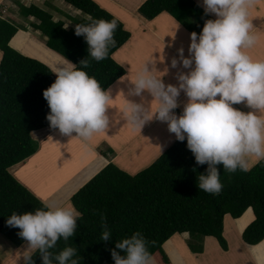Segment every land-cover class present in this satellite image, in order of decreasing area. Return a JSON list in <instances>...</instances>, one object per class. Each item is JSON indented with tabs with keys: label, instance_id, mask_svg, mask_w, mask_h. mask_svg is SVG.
I'll return each mask as SVG.
<instances>
[{
	"label": "trees",
	"instance_id": "1",
	"mask_svg": "<svg viewBox=\"0 0 264 264\" xmlns=\"http://www.w3.org/2000/svg\"><path fill=\"white\" fill-rule=\"evenodd\" d=\"M64 1L83 14L82 19L68 15L75 25L97 19L117 22L115 44L105 59H91L84 37L77 36L75 28L66 29L63 21L55 22L53 15L39 6L20 4L21 15L35 18L38 23H32V27L46 38L45 46L33 41L37 49L25 47L20 52L12 47V40L23 26L0 18V234L17 247L27 241L18 235V228L7 225L8 217L13 212L20 214L45 206L10 173L12 167L38 151L32 133L50 127L46 119L50 109L43 91L56 75L45 63V56L55 54L77 66L87 58L89 66L84 70L105 89L126 75L125 68L114 60V54L131 39L124 24L93 0ZM139 13L150 21L169 13L197 34L189 17H196L202 25L212 19L193 0H148ZM186 145V140L175 142L153 165L134 176L110 163L71 199V205L81 213L75 235L67 241L61 238L52 251L58 253L73 246L78 249L79 264H114L111 250L115 242L139 231L148 242L151 257L158 264H172L164 246L172 250L169 241L186 232L194 254L204 252L201 238H214L228 251L224 223L231 216L240 236L244 232L242 239L252 253L251 246L264 240V160L247 172L228 173L218 166L223 189L213 195L198 188V175L207 165H197ZM250 209L256 217L254 222ZM104 222L111 230L109 241L101 240ZM257 254L264 256V247L257 249ZM33 259L41 264L39 254L34 253Z\"/></svg>",
	"mask_w": 264,
	"mask_h": 264
},
{
	"label": "clouds",
	"instance_id": "2",
	"mask_svg": "<svg viewBox=\"0 0 264 264\" xmlns=\"http://www.w3.org/2000/svg\"><path fill=\"white\" fill-rule=\"evenodd\" d=\"M199 2L205 16L214 15L215 19H206L199 34L191 33L187 57L180 50V63L188 71L177 75V84H165L157 70L145 65L136 74L130 94L147 92L156 102L155 111L150 104L128 101L126 119L134 129L152 119L166 122L177 141H187L196 164L207 165L198 175V188L218 195L223 189L218 166L228 173L247 172L253 159L264 160V60H253L244 51L257 41L248 19L254 0ZM116 28L115 20L97 19L76 25L75 34L84 37L88 56L99 62L115 44ZM88 66L87 58L79 66L67 61L57 67L55 81L43 91L50 127L63 135L75 133V138L85 143L108 129V105L113 99L111 90L102 88L84 70ZM176 66L174 59L172 67ZM181 93L187 100L177 114ZM241 103L250 110L233 106ZM80 216L73 206L45 204L34 211L13 212L6 223L18 228V235L27 241L25 264H35L33 253L39 254L41 264H79L76 247L66 246L58 253L52 250L61 238L67 241L75 235ZM102 226L101 240H111L106 222ZM147 243L139 231L116 241L111 250L114 264H152ZM261 247L264 240L251 246L256 264H264V256L257 254Z\"/></svg>",
	"mask_w": 264,
	"mask_h": 264
},
{
	"label": "crops",
	"instance_id": "3",
	"mask_svg": "<svg viewBox=\"0 0 264 264\" xmlns=\"http://www.w3.org/2000/svg\"><path fill=\"white\" fill-rule=\"evenodd\" d=\"M6 1L9 3L10 0H0V4L7 3ZM93 1L125 24L131 33L128 43L114 54V60L125 68L126 75L110 88L113 99L108 105L110 118L108 129L94 135L90 141L82 142L75 138V133L71 136L63 135L58 129L45 139L47 132L53 130L51 127L32 133V138L39 144L38 151L25 162L12 167L10 173L44 204L68 206L73 196L110 163H115L123 171L134 176L153 165L177 141L174 134L168 131L167 123L156 119L147 121L141 129H134L127 122L126 108L130 101L145 106L150 104L151 110L155 111L156 102L152 101L147 92L141 96L130 94L136 74L146 65L149 70L153 68L157 70L156 74L162 76L165 84H177V75L181 71H188L183 69L180 63V50L183 49L184 57L189 55L191 34L169 13H164L151 21L141 16L139 10L148 0ZM193 1L200 6L199 0ZM248 11V19L252 21L257 41L244 51L253 60H264V0H254ZM209 16L215 19L214 15ZM189 21L200 33L202 23L194 16H190ZM22 32L24 31L20 30V33ZM19 34L15 37L17 38ZM174 59L177 61L176 67H172ZM186 100L185 95L181 93L178 97L181 106L175 110L177 114L182 111ZM233 106L245 112L250 110L243 103ZM57 160L62 164L58 165ZM250 210L254 222L256 217L253 210ZM209 239L214 240L208 238L205 253L200 256L188 254L189 244L187 246L184 240L190 242L189 234H183L176 240L171 239L169 242L174 247L170 250L173 253L170 258L172 264H210L213 258L209 253L213 246L209 247ZM173 241L178 245H174ZM242 242L247 246L243 239ZM26 244L27 242L19 248ZM164 248L170 253L166 245ZM252 258L251 262L256 264L253 256ZM213 261L219 262L216 259ZM152 264L158 263L152 258Z\"/></svg>",
	"mask_w": 264,
	"mask_h": 264
},
{
	"label": "rangeland",
	"instance_id": "4",
	"mask_svg": "<svg viewBox=\"0 0 264 264\" xmlns=\"http://www.w3.org/2000/svg\"><path fill=\"white\" fill-rule=\"evenodd\" d=\"M20 4H23L26 7H30L32 5L41 7L42 9L50 12L53 15L55 22L63 21L66 29H74L76 26L71 20L68 19V15L76 19L83 18L82 13H79L75 9L68 6V4L64 0H10L9 3L8 2L7 3L4 2V4L1 3L0 4L1 6L0 7V18L11 21L12 23H16L20 27L23 26L21 31H24V32L22 33L19 32L20 34L16 38V40L11 42L12 47L19 50L20 52H21V49L25 47L37 49L36 46L33 45L34 44L33 41L40 42L41 44H44L43 46H45V42H46V38L43 36V34L39 31H36L32 27V23H38L37 20L35 18H25L21 15L22 6L20 7ZM176 21L180 23L178 20ZM124 27L127 30L125 24H124ZM185 29L188 31V33L190 34L192 33L191 30H189L188 28H185ZM16 43L19 44L20 47ZM33 52L37 53L36 51H33ZM2 57H3L2 53L0 52V62H1ZM44 59H45V63L48 64L53 69L54 73L58 66H65L67 64V62L64 59H62L59 56H56L55 54H51V53H48ZM55 131L56 129H53L47 132L48 134L45 136V139L50 136L51 132H55ZM41 140H44V138L43 139L41 138ZM37 161L35 162V164L37 163ZM260 161L253 159L249 169L257 165ZM56 163L58 165L62 164L60 160H57ZM69 204L68 206H72L71 203ZM224 236L228 242V246H229L228 251H225L218 242L213 243L215 239L213 241L209 239V242H210L209 247L213 246L211 253H209V255L211 254V257L213 258L210 264H251L252 263L251 261H253V258H252L253 255L246 248V245H243L242 238L240 237V233L234 223V220L231 217H227L225 219ZM177 237L179 238L181 237V235H175L172 239L176 240ZM201 240H202V245L204 246V250H205V246L207 244L208 238H201ZM184 242H186L188 246L189 242L185 240ZM173 243H175V241H173ZM194 243L199 244V241H194ZM174 245H178V244L175 243ZM26 248H27V244L26 246L19 248L15 246L9 239L5 238L3 235L0 234V264H25V257L28 255ZM187 248L190 251L188 252V254L193 253L191 252L190 247H187ZM167 254L169 258L173 256V253L171 251L170 253L167 252ZM202 254H199L198 256ZM214 259L218 260L219 262L214 263L213 261Z\"/></svg>",
	"mask_w": 264,
	"mask_h": 264
},
{
	"label": "bare ground",
	"instance_id": "5",
	"mask_svg": "<svg viewBox=\"0 0 264 264\" xmlns=\"http://www.w3.org/2000/svg\"><path fill=\"white\" fill-rule=\"evenodd\" d=\"M184 248V247H183ZM29 254V253H28Z\"/></svg>",
	"mask_w": 264,
	"mask_h": 264
}]
</instances>
